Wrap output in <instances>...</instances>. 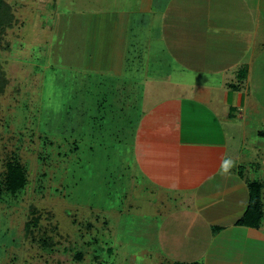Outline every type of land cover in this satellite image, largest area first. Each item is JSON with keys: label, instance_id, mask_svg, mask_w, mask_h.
I'll use <instances>...</instances> for the list:
<instances>
[{"label": "rangeland", "instance_id": "obj_1", "mask_svg": "<svg viewBox=\"0 0 264 264\" xmlns=\"http://www.w3.org/2000/svg\"><path fill=\"white\" fill-rule=\"evenodd\" d=\"M7 1L15 23L0 42V66L7 79L0 94V264H237L242 249L230 234L213 241L210 209L196 215L202 203L186 204L192 193L186 186L179 191L171 174L162 171L163 162L140 158L153 146L141 143L136 133L144 112L141 97L155 85L142 84L152 79L151 72L141 76L146 69L142 63L143 69L133 75L127 58L134 56L131 37H144L147 29L133 28L130 15L122 55L131 69L123 68L120 76L113 73L115 56L110 58L108 52L117 47L112 28L122 11L133 13V7L144 5L142 0ZM166 1L152 0V6L162 9ZM229 1L225 11L218 10L219 22L232 16L226 11L232 6L240 14L241 6ZM214 2L203 4L218 3ZM179 25L181 37L194 41L196 28ZM152 30L158 31L154 25ZM180 42L171 47H186ZM205 54L211 52L205 48ZM255 56V70L262 74L264 51L258 47ZM165 58L169 64L164 66H170V79L176 82L170 95L179 98L186 90L179 84L197 81L199 74L185 71L183 60L174 62L171 54ZM165 92L169 94L167 88ZM244 112L236 129L237 152L242 160L247 158L244 162L251 159L254 164L255 159L264 166V136L258 135L264 131V108ZM190 161L195 158H189V167ZM14 162L24 176V187L17 192L7 190ZM248 169L258 175L252 164ZM162 173L170 176L162 178ZM183 177L199 180L188 171ZM243 177L250 199L257 176L253 179L245 172ZM219 178L205 180L204 195L218 197ZM197 192L203 189H193ZM223 200L210 208H229L227 198ZM232 218L230 214L227 219L236 221ZM217 255L221 260H215Z\"/></svg>", "mask_w": 264, "mask_h": 264}, {"label": "crops", "instance_id": "obj_2", "mask_svg": "<svg viewBox=\"0 0 264 264\" xmlns=\"http://www.w3.org/2000/svg\"><path fill=\"white\" fill-rule=\"evenodd\" d=\"M135 1L136 4L140 2ZM194 1L195 4L183 5L167 0L161 9L160 6L153 8L152 0H142L144 5L133 7V13L128 14L130 11L124 9L120 21L112 28V36L115 33L118 36L117 47H109L108 52L110 58L115 56L116 71L113 73L120 76L123 68L131 69L122 55L124 45H127L124 33L128 31L131 15L133 28L147 29V33L144 37L140 36L144 38L143 43L139 36L131 37V50L134 56L127 58L133 63V70L130 72L137 75L139 68L143 69V66L139 65L144 63L146 69L141 71V76H144V73L149 76L151 72L152 79L148 77L141 83L155 85L149 90H144L141 97L144 112L137 123L136 133L139 134L141 143L153 146L148 152L143 150L144 155H140V158L149 157L152 163L155 160L163 162L162 171L171 174L179 191L186 186L192 193L187 195L186 204L193 206L202 203L195 209L196 215L210 209L207 214L211 213L208 220L214 225L211 226V232L214 233L213 241L226 233L230 234L235 245L242 249L241 256L237 257L239 258L237 264H264V166L259 167L255 159L254 164L249 163L251 159H248L247 163L244 162L247 158L241 159L243 154L237 152L236 145L238 141L236 129L246 116L244 110L264 108L262 98L264 68L259 70L262 74L255 70L258 59L255 56L256 49L260 47L264 51V0H232V5L238 3L241 6L240 14H236L234 6L227 8L226 11L231 10L232 16L228 18L226 15L223 16V22H219L218 10L225 11L224 3H230L229 0H214V3L217 1L218 3L211 6H205L204 0ZM173 4L175 13L171 12ZM179 24L183 28H190V31L196 28L197 35L194 41L181 37ZM153 25L158 31L152 30ZM178 42L185 44L186 47L178 49L171 47V43ZM145 44L149 46L146 47ZM195 44L197 46L199 44V48L194 47ZM205 48L211 54H205ZM165 54H171L174 62L178 59L183 60L180 64L185 71L199 74L197 81L179 84V87L186 89L183 90L182 96L177 95L179 98L170 95L173 94L171 86L173 87L176 82L170 79V66L168 68L164 66L165 62L169 64ZM211 78L219 80L214 82ZM163 86H166L169 94H166V88ZM125 88L127 87L124 85L121 89ZM258 135L264 136V131H260ZM233 146L237 148L229 152V148ZM260 155L256 154L259 159ZM189 158H195V161H190L192 164L190 167L187 166ZM225 161L229 163L226 173L222 168ZM249 164L258 169V175L251 174ZM186 171L195 175V180L198 178L199 180L194 182L192 180L193 183L190 180L186 181L183 177ZM245 172L253 179L257 176L252 183L259 189L257 203L260 214L255 226L243 224L251 203L247 183L243 177ZM164 173L160 174L162 178L164 175L170 176ZM144 175L158 185L161 183L147 172ZM213 177L221 180L222 188L220 193H216L218 197L215 194H212L213 197H207L201 186L207 183L205 180ZM182 180L191 183L187 184ZM198 187L199 191L203 189V192L193 194V189ZM224 198H227L228 202H225L229 204V208H210L224 201ZM204 200L207 203H204ZM231 209L232 212L229 213ZM230 214L236 221L227 219ZM217 220H221L222 223ZM214 222L221 224L217 225ZM217 258L214 259L221 260L218 255Z\"/></svg>", "mask_w": 264, "mask_h": 264}, {"label": "trees", "instance_id": "obj_3", "mask_svg": "<svg viewBox=\"0 0 264 264\" xmlns=\"http://www.w3.org/2000/svg\"><path fill=\"white\" fill-rule=\"evenodd\" d=\"M15 23L14 14L12 8L7 0H0V42L2 41L3 35L8 29H11ZM7 84V79L4 76V72L0 66V94L3 92ZM15 163V162H14ZM10 165V171L8 173L7 190L17 192L18 189L24 187V177L22 175L23 169L16 163ZM252 184L250 187L251 192V203L249 204L248 210L245 214L243 224H250L255 226L259 220V206L257 203L258 199V187ZM242 223V222H241Z\"/></svg>", "mask_w": 264, "mask_h": 264}, {"label": "clouds", "instance_id": "obj_4", "mask_svg": "<svg viewBox=\"0 0 264 264\" xmlns=\"http://www.w3.org/2000/svg\"><path fill=\"white\" fill-rule=\"evenodd\" d=\"M229 163L225 161L222 165L223 171L226 173L228 171Z\"/></svg>", "mask_w": 264, "mask_h": 264}]
</instances>
